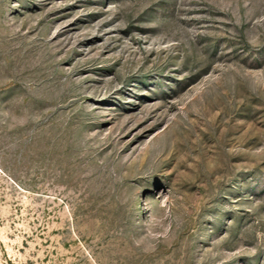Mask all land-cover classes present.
<instances>
[{
	"label": "rangeland",
	"instance_id": "rangeland-1",
	"mask_svg": "<svg viewBox=\"0 0 264 264\" xmlns=\"http://www.w3.org/2000/svg\"><path fill=\"white\" fill-rule=\"evenodd\" d=\"M0 264H264V0H0Z\"/></svg>",
	"mask_w": 264,
	"mask_h": 264
}]
</instances>
